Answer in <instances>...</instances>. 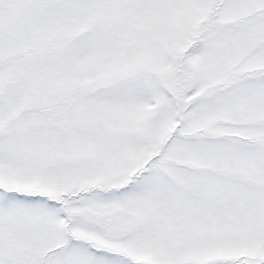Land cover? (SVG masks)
Here are the masks:
<instances>
[{"label":"snow or ice","instance_id":"6c2138e0","mask_svg":"<svg viewBox=\"0 0 264 264\" xmlns=\"http://www.w3.org/2000/svg\"><path fill=\"white\" fill-rule=\"evenodd\" d=\"M0 264H264V0H0Z\"/></svg>","mask_w":264,"mask_h":264}]
</instances>
